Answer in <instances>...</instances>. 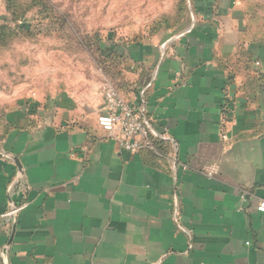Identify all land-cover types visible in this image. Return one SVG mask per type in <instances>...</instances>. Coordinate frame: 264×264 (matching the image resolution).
Wrapping results in <instances>:
<instances>
[{
	"label": "crops",
	"instance_id": "0c3cea01",
	"mask_svg": "<svg viewBox=\"0 0 264 264\" xmlns=\"http://www.w3.org/2000/svg\"><path fill=\"white\" fill-rule=\"evenodd\" d=\"M249 2L195 4L187 31L109 51L153 148L124 151L102 126L100 83L13 98L0 124L9 264H264V26Z\"/></svg>",
	"mask_w": 264,
	"mask_h": 264
},
{
	"label": "rangeland",
	"instance_id": "374dc122",
	"mask_svg": "<svg viewBox=\"0 0 264 264\" xmlns=\"http://www.w3.org/2000/svg\"><path fill=\"white\" fill-rule=\"evenodd\" d=\"M213 1L0 0V124L13 98L36 90L111 83L122 94L109 51L145 38L165 42L192 27L195 4ZM249 1L264 26V0Z\"/></svg>",
	"mask_w": 264,
	"mask_h": 264
},
{
	"label": "built area",
	"instance_id": "2783aa9c",
	"mask_svg": "<svg viewBox=\"0 0 264 264\" xmlns=\"http://www.w3.org/2000/svg\"><path fill=\"white\" fill-rule=\"evenodd\" d=\"M104 98V111L100 116V123L127 152L137 153L145 148H153L152 131L147 120L140 111L130 104L111 83L102 88ZM242 198L245 195L242 194ZM22 206L13 205L8 215H16ZM257 209L264 212V199L257 204ZM2 264H9L5 254L0 255Z\"/></svg>",
	"mask_w": 264,
	"mask_h": 264
}]
</instances>
